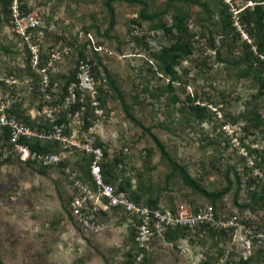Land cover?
<instances>
[{"label": "rangeland", "instance_id": "374dc122", "mask_svg": "<svg viewBox=\"0 0 264 264\" xmlns=\"http://www.w3.org/2000/svg\"><path fill=\"white\" fill-rule=\"evenodd\" d=\"M22 1L26 7L39 8L41 25L31 35L41 40L45 52L60 41L78 42L58 65L59 72L72 69L79 51L98 65L105 117L97 132L109 146L128 144L126 157L140 167L139 183L147 195L158 196L160 205L210 203L178 172H172L143 128L155 134L170 158L207 191H219L230 183V189L216 199L217 210L236 211L244 223L264 226V201L256 202L250 195L254 189L264 198V178L248 169L258 161L264 172V90L256 98L258 82L239 73L245 67L240 61L247 50L245 42L253 41L243 26L238 36L222 35L219 16L205 18L195 3L142 0L149 14L157 13L152 22L169 24L175 11L184 8L192 26L189 40L193 52L175 67L172 89L162 91L170 77L153 52L172 44L174 31L162 29L147 36L149 44L143 36L135 38L132 28L138 3L113 1V24L109 27L106 0ZM3 3L0 0V97L19 92L17 100L26 107L35 98L33 83L25 72V43L14 33ZM253 4L251 0H233L236 12L252 9ZM150 24L140 20L142 30L137 35L146 34ZM88 32L112 54H94L85 37ZM15 68L20 72L18 91L6 81ZM255 112L260 113L262 123L247 128ZM67 190L55 169L0 155V264H131L128 216L122 212L108 216L102 231L84 234L68 214ZM242 251L232 237L196 227L186 231L184 238H156L148 260L150 264H201L204 260L207 264H239ZM263 259L264 248L252 256L257 263Z\"/></svg>", "mask_w": 264, "mask_h": 264}, {"label": "built area", "instance_id": "2783aa9c", "mask_svg": "<svg viewBox=\"0 0 264 264\" xmlns=\"http://www.w3.org/2000/svg\"><path fill=\"white\" fill-rule=\"evenodd\" d=\"M224 2L233 9H231L232 17L234 23L238 25L233 0H224ZM19 5V0H12L10 8L13 29L21 35V39L26 44L31 66L42 75L38 86L39 97L28 113L42 127L41 125L40 128L32 127L9 112L13 103L20 99L19 92L16 96L0 97V155L5 158H17L24 164L30 162L51 166L61 163L67 176L68 191L72 194L68 210L84 234L102 231L108 216L121 212L126 214L134 227L133 264H150L145 259L152 242L158 237L163 238L168 229L175 227L194 229L207 225L221 230L232 237L244 250L241 254L244 260L264 247V226L244 223L236 211L227 213L217 210L211 203L195 205L187 201L153 206L135 201L127 191L117 189L112 183L106 182L101 163L107 160V157L113 159L114 150L120 146L118 148L109 146L96 129L105 117L101 102L97 98L100 79L93 74L88 59L81 58L73 65L74 79L67 84L65 92L61 90L58 82L50 86L48 72L58 71V65L72 54L73 47L61 41L53 44L46 52L48 58L45 64L41 68L37 67L40 63L41 40L37 36H32L29 30L41 25V14L38 7L23 13ZM139 31L141 29L133 28L135 34ZM148 33L151 36L155 34L154 31ZM89 37L93 48L99 53L112 54L107 46L96 44L95 39ZM6 81L12 88L20 89V81L16 77H7ZM89 107L93 110L95 120L88 127H84L83 113ZM31 137L56 141V150L38 151L21 140ZM101 140L104 144L99 143ZM128 151L129 146L122 148V154L125 156ZM81 156L90 159L89 180L74 164ZM122 167L126 168V175L134 173L129 158L117 161L116 168ZM253 172L256 176L264 178V173L257 168H254ZM252 264H264V261Z\"/></svg>", "mask_w": 264, "mask_h": 264}, {"label": "trees", "instance_id": "16d2710c", "mask_svg": "<svg viewBox=\"0 0 264 264\" xmlns=\"http://www.w3.org/2000/svg\"><path fill=\"white\" fill-rule=\"evenodd\" d=\"M113 1H122V0H106V10L109 14V19H110L109 27H111L113 24V8L111 6V3ZM124 1L130 2V3H138L140 5L138 16L133 19V22L135 24L133 28L137 27L141 29L142 26L139 25L140 20H148L151 22L150 24L151 27L148 28V31H154L155 33L162 29L168 32L174 31V42L170 44L169 46H165L159 49L158 51L155 50L153 52L154 57L160 62L159 67L170 77L169 82L164 87H162L161 90L162 91L171 90L173 87V82L175 81L177 77V72L175 70V67L178 64H180L181 58L193 52V45H192V42L189 40V35L191 34L189 29L192 27H189L188 22H187L188 10H185L184 8H180L179 10H176L175 13L171 16V22L169 24L167 22H163L160 20L156 22H152L151 20L154 19L155 16H157V13L153 12L149 14L148 11L146 10V3L144 1L142 0H124ZM183 1L185 3L197 4L200 7L205 18L211 17L214 14H217L221 22L220 32L222 35L238 36L241 32V27L243 26L245 32L247 31V34L253 38L252 43L247 44L245 42V46L247 50L244 52L243 56H241L240 58V61L245 62V67L242 68L239 73L242 76L251 77L258 82L259 84L258 92L255 94V97L257 98L258 96H260L262 91L264 90V3L261 4L259 2L264 1V0H251V1H254L252 9L246 8L245 10L237 11V20H238L239 26L234 23L235 20L232 17V12L229 11L230 6L229 4L225 3L224 0H183ZM19 2H20L19 9L23 13L28 12L30 9L35 7V6L26 7L22 0H19ZM11 3H12V0H4L3 10L8 15L11 26L13 28L14 24H13L11 8H10ZM38 27L32 28L29 31L32 32L36 30ZM14 33L21 39L20 37L21 35H19L15 31ZM146 34L144 35L134 34L135 35L134 37L139 39V37L143 36L144 39H146L145 42L149 44L147 36H151V35H146ZM89 36H92V35L89 34L88 32L87 36L85 37L87 40L88 47L90 48L92 52H94V54L111 55L107 53H99L97 50H95L91 44V38ZM95 41H96V44L104 45L98 42L96 39ZM76 42L77 41L73 42L72 44H69L67 42H64V43L73 45ZM39 46L41 49L40 61H39L40 63L38 64L37 67L41 68V66L45 64V61L47 60L48 55L45 52V50H43L41 42H39ZM5 50L10 51L9 48H5ZM25 51H26V62H27V66L25 67V72L29 74V79L33 83L32 89L34 88L33 89V94L35 98L34 102L36 103V100L38 99L39 94H40L38 86L42 79V75L36 71V68L31 66L26 44H25ZM81 58L88 59L91 65L93 74L97 78H100L98 75V68H97L98 65L95 64V61L93 60L91 56L86 55L83 51L78 52V55L75 57V60H74V65ZM149 62L150 64L153 63L152 60H149ZM16 69L17 68L10 70L7 77L18 78V75L20 74V72L18 69H17L18 71ZM74 73H75L74 66L72 67L70 71L64 72V73H61L59 71L48 72V75L50 76V86L52 85V83L58 82L60 84L61 90L65 92L67 84L72 79H74ZM49 89L50 88L48 87V91H50ZM103 90H104L103 85L100 83V86L98 88L97 98L100 100L101 106L105 114V108H104L105 106H104V99H103L104 91ZM173 100L176 101L178 100V98L174 97ZM34 102H32V105L34 104ZM32 105L23 107L20 104V102L15 101L13 105L11 106V108L9 109V112L13 114L18 120L26 124H30V126L32 127L40 128L41 124H38L36 119L31 118L30 114L28 113V110L32 107ZM83 119H84V127H88L90 124L93 123V121L95 120V116H94L92 108L89 107L86 110H84ZM261 123H262V118H261L260 113L255 112L254 115H252L251 121L249 122L247 128H257L261 125ZM43 127H45V125H43ZM143 130L145 133L149 135L154 145L158 148L160 152V156L164 159H167V161L169 162L171 166L172 172H178L182 180L188 186H190L194 191H196L200 195L208 198L210 200V203L216 208V205H217L216 199L222 196L224 193H226L230 189V183L226 184L225 187H223L219 191H216V192L207 191L205 188H203L199 184L197 180H195L186 171V169L182 165L178 164L176 161L170 158V156L167 154L164 148L163 143L158 139V137L155 134L150 132L148 128H143ZM21 140L25 142L26 144H28L33 149L38 150V151H55L56 146H57L56 141H53V140L49 141V140H45L40 137L39 138L37 137L23 138ZM99 143L104 144L102 140ZM124 146H128V145L126 143H122L120 145V148L114 150L113 159H109L107 157V160L105 159V161L101 163L103 172L105 174V181L112 183L117 189H120V190L122 189V190L127 191L130 194V196L137 202L156 206L158 204V196L147 195L139 183V177L141 173L140 167H136L132 164V169H134V173L130 175L125 174L126 168L124 167L120 169L116 168L117 161H122L126 158V156L122 154V148ZM105 153H106V150H105ZM7 158H10V157H7ZM16 160L21 162L17 158ZM89 160L90 159H88L86 156H81V158H77V160L74 162L75 166H77V168L81 171L82 175L86 177V179H88V172H89L88 171L89 170L88 161ZM26 164H31V163L27 162ZM32 165H36V164H32ZM36 166H39L42 169H55L58 172V174H60V177H62L65 184H67L68 182L67 176L65 175V172L63 171V168H62L63 165L61 163L51 165V166H41L37 164ZM259 166H260V162L255 161L253 162L251 167H248V169L252 170L253 172L254 168H257L259 170ZM261 173H264V172H261ZM250 181L252 182L253 180L251 179ZM250 195H251V199L255 200L256 202L264 201L263 196L254 189L250 191ZM71 197H72V194L68 191V202L69 203H70ZM68 214L70 216L69 210H68ZM130 228H131L130 230L132 232V235H131V244H130V248L127 250V255H128V258L131 264H133L134 253H133L132 244L134 243V227L132 226V224H130ZM197 228L208 230L211 233L219 231V232H222L228 235L227 233L221 230L215 229L207 225L206 226L203 225ZM192 229L193 228H187V227H175L174 229L170 228L164 233L162 237L167 241L184 238L185 232L188 230H192ZM148 257H149V254L147 258L145 259L147 262H149ZM239 260H240L239 264H252L254 262L252 261V256H250L246 260L240 257ZM262 261H264V259ZM207 262L208 260H204L201 264H207Z\"/></svg>", "mask_w": 264, "mask_h": 264}]
</instances>
